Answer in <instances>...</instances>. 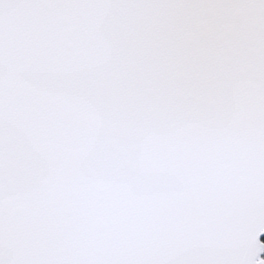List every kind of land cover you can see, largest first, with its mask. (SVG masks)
<instances>
[{
	"label": "snow or ice",
	"instance_id": "6c2138e0",
	"mask_svg": "<svg viewBox=\"0 0 264 264\" xmlns=\"http://www.w3.org/2000/svg\"><path fill=\"white\" fill-rule=\"evenodd\" d=\"M0 264H264V0H0Z\"/></svg>",
	"mask_w": 264,
	"mask_h": 264
}]
</instances>
